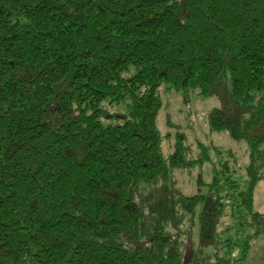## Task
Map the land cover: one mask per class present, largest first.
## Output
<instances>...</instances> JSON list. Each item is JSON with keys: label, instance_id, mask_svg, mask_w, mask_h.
Wrapping results in <instances>:
<instances>
[{"label": "trees", "instance_id": "1", "mask_svg": "<svg viewBox=\"0 0 264 264\" xmlns=\"http://www.w3.org/2000/svg\"><path fill=\"white\" fill-rule=\"evenodd\" d=\"M162 87L217 99L242 176L176 189L210 150L163 157ZM263 157L264 0H0V264H239Z\"/></svg>", "mask_w": 264, "mask_h": 264}, {"label": "rangeland", "instance_id": "2", "mask_svg": "<svg viewBox=\"0 0 264 264\" xmlns=\"http://www.w3.org/2000/svg\"><path fill=\"white\" fill-rule=\"evenodd\" d=\"M161 109L156 117V128L162 137V155L167 158L172 153L175 144V136L181 135L185 140L188 159H196L199 156L201 144L207 147L209 161L201 166L185 171H174L172 180L175 187L184 195L196 193V179L208 183L211 178L213 166L226 163L228 168L235 171L236 176H242L248 165L247 148L243 142L232 141L226 133H212L208 130L207 115L216 107L218 101L215 98H202L193 95L189 101H183L180 95L159 89ZM257 171L264 174V157L258 161ZM171 180V181H172ZM253 210L264 215V187L263 181L257 182L253 193ZM229 213L230 209H226ZM227 225V220L222 222ZM188 227V225L186 226ZM225 237V236H223ZM222 237V238H223ZM212 253L208 251V254ZM218 256H225L224 251H218ZM236 252L231 258L236 257ZM230 264H235L231 262ZM239 264H264V234L254 239L244 261Z\"/></svg>", "mask_w": 264, "mask_h": 264}]
</instances>
